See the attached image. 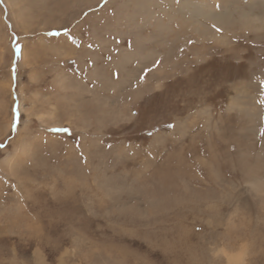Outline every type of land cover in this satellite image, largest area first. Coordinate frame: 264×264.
Wrapping results in <instances>:
<instances>
[{"label":"rangeland","instance_id":"rangeland-1","mask_svg":"<svg viewBox=\"0 0 264 264\" xmlns=\"http://www.w3.org/2000/svg\"><path fill=\"white\" fill-rule=\"evenodd\" d=\"M7 1L0 264H264V0Z\"/></svg>","mask_w":264,"mask_h":264},{"label":"snow or ice","instance_id":"snow-or-ice-1","mask_svg":"<svg viewBox=\"0 0 264 264\" xmlns=\"http://www.w3.org/2000/svg\"><path fill=\"white\" fill-rule=\"evenodd\" d=\"M177 2H179V0H177ZM216 7L218 8L219 5L217 4ZM213 27L216 28L217 32L222 31V29L216 27L215 25H213ZM188 43L191 44L192 41L189 40ZM13 44H14V53H19L21 51V46L16 42V38L15 37H13ZM159 64H160V61L156 60L153 66L155 67L156 65H159ZM148 71H150V69L146 68L144 70L145 73H147ZM15 72H16V65L13 64V66H12L13 79H15ZM144 79H145V75H140L138 77V80L141 83L144 81ZM260 84H261V87L264 88V80L260 81ZM261 95H264V92H262ZM260 103L264 104V100H261ZM12 112H13V129H15V114L18 112V107H13L12 108ZM168 127H174V125L169 124ZM62 130L63 131H67V129H62ZM261 134L264 135V131H262ZM0 147H3V145L0 144Z\"/></svg>","mask_w":264,"mask_h":264},{"label":"bare ground","instance_id":"bare-ground-1","mask_svg":"<svg viewBox=\"0 0 264 264\" xmlns=\"http://www.w3.org/2000/svg\"><path fill=\"white\" fill-rule=\"evenodd\" d=\"M7 1V0H6ZM8 2V1H7ZM11 7V6H10ZM11 9V8H10ZM12 12V10H10ZM14 12V11H13ZM13 14V13H12ZM14 18V17H13ZM213 18V17H212ZM23 54V53H22Z\"/></svg>","mask_w":264,"mask_h":264}]
</instances>
